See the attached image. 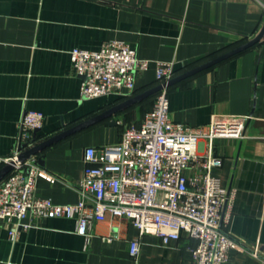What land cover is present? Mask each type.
<instances>
[{
    "label": "crops",
    "instance_id": "0c3cea01",
    "mask_svg": "<svg viewBox=\"0 0 264 264\" xmlns=\"http://www.w3.org/2000/svg\"><path fill=\"white\" fill-rule=\"evenodd\" d=\"M264 26V0H0V158L11 155L27 111L42 112L46 124L32 146L72 129L130 99L132 94L82 99L81 78L72 68L75 48L99 49L122 40L151 61L134 96L157 85L156 62H171L176 76L256 38ZM172 119L205 126L215 117H247L243 139L215 141L223 159L214 170L235 196L227 231L238 243L226 264H264V38L168 88ZM155 98L88 125L37 156L36 194L57 204L82 196L84 151L116 144L139 126ZM113 122H116L113 125ZM28 149V147L26 148ZM27 151V150H25ZM24 151V152H25ZM0 165V183L10 172ZM24 226H29L27 229ZM19 231L15 242L10 232ZM118 234L107 242L105 237ZM139 231L129 221L106 219L88 245L69 218L0 220V264H188L194 245L187 233L168 243L142 236L139 257L131 241Z\"/></svg>",
    "mask_w": 264,
    "mask_h": 264
},
{
    "label": "built area",
    "instance_id": "2783aa9c",
    "mask_svg": "<svg viewBox=\"0 0 264 264\" xmlns=\"http://www.w3.org/2000/svg\"><path fill=\"white\" fill-rule=\"evenodd\" d=\"M74 73L81 78L82 99L132 94L138 78L151 61L122 40H111L97 50L75 48L70 52ZM157 80L165 84L175 77L171 62H156ZM247 117L215 119L205 126H191L172 119L168 88L155 98L153 108L139 126L128 127L116 144L84 151V174L77 188L82 199L57 204L36 194L39 176L54 179L41 169L37 156L21 161L32 148L33 134L42 130L46 116L27 111L19 124V138L11 155L0 165H13L0 183V220H77V233L89 245L98 223L124 219L139 231L131 241V257L137 259L141 237L155 235L164 243L187 233L194 245L188 264H226L238 243L230 236L228 206L235 193L221 184L214 170L223 159L215 153L217 139H243ZM28 147V149H26ZM29 226H24L27 229ZM19 231L10 232L15 242ZM118 234L105 237L111 243Z\"/></svg>",
    "mask_w": 264,
    "mask_h": 264
},
{
    "label": "water",
    "instance_id": "95a60500",
    "mask_svg": "<svg viewBox=\"0 0 264 264\" xmlns=\"http://www.w3.org/2000/svg\"><path fill=\"white\" fill-rule=\"evenodd\" d=\"M263 38H264V26H263L261 32L259 33V35L256 38H254L253 40H250L247 43H245V44H243V45H241V46H239V47H237V48H235V49H233V50H231V51H229V52H227V53H225V54H223V55H221V56H219V57H217V58H215L209 62L201 64V65H199V66H197V67H195L189 71H186V72H184L178 76H175L174 78H172L169 82H167L165 84L157 85L156 87H154L150 90H147L141 94L133 96L130 99H128L127 101L115 106L114 108L104 112L103 114H100L99 116H97L95 118H92L91 120H88L87 122H84V123L72 128V129H69L65 132H62L56 136H53V137L35 145V146H33L32 148L23 152L19 156V159L21 161H24V160L31 158L32 156L38 155L39 153H41L43 150H45L49 146L53 145L54 143L60 141L61 139L65 138V137L75 133L76 131H78L82 128H85L88 125H91L95 122H98L100 120L108 118V117L116 114L117 112L124 110V109H126L132 105L140 103V102L146 100L147 98L157 94L158 92H160L164 88L172 87V86L178 84L179 82H181V81H183V80H185V79H187V78H189V77H191V76H193V75H195V74H197L203 70H206V69H208V68H210V67H212V66H214V65H216V64H218V63H220V62H222V61H224V60H226L232 56H235V55L253 47L254 45L258 44ZM115 124H116V122H113V125H115ZM38 162L43 165L42 160L39 159ZM12 169H13V165L10 164L4 168L3 172H10Z\"/></svg>",
    "mask_w": 264,
    "mask_h": 264
},
{
    "label": "trees",
    "instance_id": "16d2710c",
    "mask_svg": "<svg viewBox=\"0 0 264 264\" xmlns=\"http://www.w3.org/2000/svg\"><path fill=\"white\" fill-rule=\"evenodd\" d=\"M177 74H176V71H175V76H176ZM135 93H136V90L132 93V96H134L135 95ZM159 93V92H158ZM157 93V94H158ZM157 94H155V95H153V96H151V97H149V98H147V100H149V99H152V98H156V95ZM155 101V100H154ZM153 105H154V103H153ZM153 108V107H152Z\"/></svg>",
    "mask_w": 264,
    "mask_h": 264
}]
</instances>
